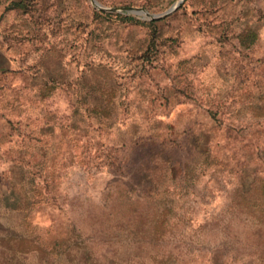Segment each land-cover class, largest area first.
Masks as SVG:
<instances>
[{
  "label": "rangeland",
  "instance_id": "374dc122",
  "mask_svg": "<svg viewBox=\"0 0 264 264\" xmlns=\"http://www.w3.org/2000/svg\"><path fill=\"white\" fill-rule=\"evenodd\" d=\"M18 1L0 264H264V0Z\"/></svg>",
  "mask_w": 264,
  "mask_h": 264
},
{
  "label": "water",
  "instance_id": "95a60500",
  "mask_svg": "<svg viewBox=\"0 0 264 264\" xmlns=\"http://www.w3.org/2000/svg\"><path fill=\"white\" fill-rule=\"evenodd\" d=\"M91 2V4L99 9V10H104L107 12H126V13H130V14H137V15H142L144 18H149L151 20H157V19H161L164 18L168 15H170L172 12H174L181 3L184 2V0H178L173 6H171L166 12L162 13V14H149L146 11H144L143 9L140 8H133V7H127V8H121L119 10H114V9H103L100 7V5L95 1V0H89Z\"/></svg>",
  "mask_w": 264,
  "mask_h": 264
},
{
  "label": "trees",
  "instance_id": "16d2710c",
  "mask_svg": "<svg viewBox=\"0 0 264 264\" xmlns=\"http://www.w3.org/2000/svg\"><path fill=\"white\" fill-rule=\"evenodd\" d=\"M14 7H16V8H22V6H23V0H20V1H18V2H13V4H12Z\"/></svg>",
  "mask_w": 264,
  "mask_h": 264
}]
</instances>
